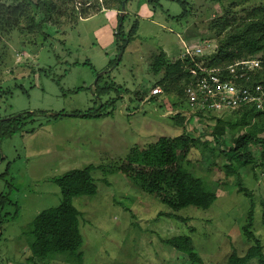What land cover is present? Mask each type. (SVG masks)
Segmentation results:
<instances>
[{"label": "rangeland", "instance_id": "rangeland-1", "mask_svg": "<svg viewBox=\"0 0 264 264\" xmlns=\"http://www.w3.org/2000/svg\"><path fill=\"white\" fill-rule=\"evenodd\" d=\"M70 1L74 4L52 0L55 10L42 31H28L30 18L44 17L30 6L12 33L0 35V123L20 125L15 135L0 140V264H31L23 231L40 212L62 203L54 179L88 165L95 167L96 194L72 201L80 213L81 264H189L186 255L161 242L178 235L191 238L203 264H224L231 253L243 256L254 244L243 234L252 205L249 231L264 250V167L259 166L264 146L261 141L249 146L252 160L246 164L227 153L234 138L251 127L237 126L225 112L194 116L182 125L166 114L174 109L172 95L149 100L161 78L149 70L154 56L163 51L174 61L186 48L209 46L200 59L205 62L218 43L217 34L207 30L212 18L232 9L246 14L264 0H128L120 36L116 3L113 10L104 9L116 0H86L89 6ZM183 12L186 16L177 18ZM105 87L111 90L101 94ZM104 105L107 114L101 118L73 114ZM217 118L225 127L219 145L213 141ZM182 133L199 140L179 163L217 195L206 210L188 206L173 212L108 167L133 147ZM255 136L264 139V122L256 124Z\"/></svg>", "mask_w": 264, "mask_h": 264}, {"label": "trees", "instance_id": "trees-1", "mask_svg": "<svg viewBox=\"0 0 264 264\" xmlns=\"http://www.w3.org/2000/svg\"><path fill=\"white\" fill-rule=\"evenodd\" d=\"M60 1H66V4L67 2L71 5L74 4V1L70 0ZM122 1L127 3L128 0H116L111 4V7L104 9L113 10V5L116 3L117 8L115 10L118 13L120 12ZM210 1L221 3L225 0ZM81 2H83L81 6L83 4L86 6L90 5L86 0ZM30 6L44 17L40 22H35L33 17L30 18V25L27 26L28 31L32 33L34 28L42 31V23L50 20L55 10L52 0H0V35L12 33L18 27L20 21L27 17ZM97 12L98 10H94L90 15L92 16ZM88 14L83 12L82 17H90ZM244 14L245 12L238 15L233 9L226 10L220 15L213 17L208 23L207 30L217 34L218 43L212 53L209 56H205V65L206 67H218L228 66L239 60H260L262 62L261 68L254 75L253 81H260L264 85V6L259 5L248 11L245 16ZM185 16L186 14L183 12L177 18ZM117 19L120 26L116 35L120 36L124 17L117 16ZM135 30L136 25L132 27L131 32L134 33ZM201 58L203 59V56ZM84 65L88 64L84 63ZM190 67L194 66L189 59L178 58L171 61L163 51L154 56L150 61L149 70L154 75H161V78L155 82L151 89L158 86L162 94L160 96H150L149 100H159L162 95H172L175 99L172 104L174 109L184 108L185 88L191 81V76L187 70ZM110 90L111 87H105L98 91L101 94H106ZM104 107L105 105L98 110L74 112L73 114L85 119L101 118L107 114L102 112ZM206 114L217 117L213 112ZM226 114L230 116V120L237 126L245 129L251 127L249 132L237 135L233 140L232 146L227 150V153L230 154L229 157L233 158L231 160L236 159L238 162L246 164L249 160H252L248 152L249 146L256 145L260 141L262 146H264V139L261 140L255 136L256 124L264 122V108L263 110H258L250 106L225 112L223 116ZM201 115V112H195L192 117ZM60 116V114H57L56 118ZM171 118L182 125L190 120V118L187 119L186 115L180 113L171 116ZM221 120L223 119H218L219 123L215 127V131L219 135L216 133L213 135V141L216 145L222 143L220 131L222 132L225 128L224 125H219ZM6 121L4 119L0 123V140L15 135L20 126L7 125ZM198 140V138H194L187 133H182L174 138L161 137L144 148L133 147L124 160L117 161L108 167L114 172L123 174L130 181L138 183L144 192L160 199L173 212L188 206L206 210L216 200V192L202 178L195 177L179 163L180 157H184L192 148H195ZM262 155L264 157V151ZM229 166L236 168L234 164ZM259 166L264 167V161ZM94 169V166L88 165L82 169L70 170L61 177L54 179L63 201L57 207L40 212L28 228L23 231L30 251L29 263L35 264V259H60L72 264H81L83 262V254L81 252L83 238L79 229L80 213L73 206L72 201L76 197L96 194L95 181L91 176ZM233 172L235 173L236 170L233 169ZM238 188V190L245 191L242 186ZM260 206L261 223L264 228V199L260 201ZM253 211L252 205L247 212L248 221L243 227V234L254 244L248 247L243 256H239L235 252L231 253L224 264H264L262 245L249 231L253 223ZM167 216L175 217L177 220H184L172 214ZM161 242L163 245L170 246L175 251L186 255L189 264H203L201 256L195 251L189 236L178 235L164 239Z\"/></svg>", "mask_w": 264, "mask_h": 264}, {"label": "built area", "instance_id": "built-area-1", "mask_svg": "<svg viewBox=\"0 0 264 264\" xmlns=\"http://www.w3.org/2000/svg\"><path fill=\"white\" fill-rule=\"evenodd\" d=\"M204 48H186L180 59H189L194 67L187 68L191 81L185 88L184 108L167 110L166 114H184L191 118L195 112H230L245 107L264 108V85L253 81L261 68L257 59L239 60L228 66L206 67L200 59ZM158 86L150 90V96H160ZM149 96V97H150Z\"/></svg>", "mask_w": 264, "mask_h": 264}, {"label": "water", "instance_id": "water-1", "mask_svg": "<svg viewBox=\"0 0 264 264\" xmlns=\"http://www.w3.org/2000/svg\"><path fill=\"white\" fill-rule=\"evenodd\" d=\"M125 14V1H122L121 8H120V17H123Z\"/></svg>", "mask_w": 264, "mask_h": 264}]
</instances>
